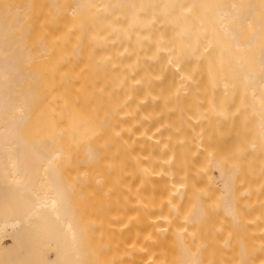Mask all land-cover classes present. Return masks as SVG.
<instances>
[{
  "label": "bare ground",
  "instance_id": "obj_1",
  "mask_svg": "<svg viewBox=\"0 0 264 264\" xmlns=\"http://www.w3.org/2000/svg\"><path fill=\"white\" fill-rule=\"evenodd\" d=\"M0 264H264V0H0Z\"/></svg>",
  "mask_w": 264,
  "mask_h": 264
},
{
  "label": "rangeland",
  "instance_id": "obj_2",
  "mask_svg": "<svg viewBox=\"0 0 264 264\" xmlns=\"http://www.w3.org/2000/svg\"><path fill=\"white\" fill-rule=\"evenodd\" d=\"M32 139L40 142L58 164L63 163L61 146L65 144L70 157L79 154L83 137L90 138L95 130L85 119L82 112L68 100H63L58 106L50 105V110L37 117L31 125Z\"/></svg>",
  "mask_w": 264,
  "mask_h": 264
}]
</instances>
